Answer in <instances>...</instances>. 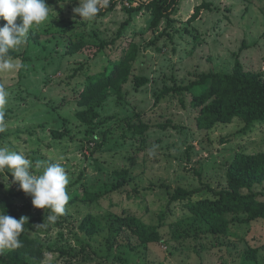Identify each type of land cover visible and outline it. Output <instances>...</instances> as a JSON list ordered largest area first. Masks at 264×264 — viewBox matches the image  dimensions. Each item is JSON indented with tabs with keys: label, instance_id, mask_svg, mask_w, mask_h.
<instances>
[{
	"label": "rangeland",
	"instance_id": "374dc122",
	"mask_svg": "<svg viewBox=\"0 0 264 264\" xmlns=\"http://www.w3.org/2000/svg\"><path fill=\"white\" fill-rule=\"evenodd\" d=\"M109 1L112 9L87 21L73 12L79 0H46L48 20L7 53L18 67L0 69L8 93L0 147L40 163L32 169L37 175L60 163L69 179L65 213L50 222L49 210L35 208L11 173L0 171V201L33 221L30 234L46 249L27 264H264L263 217L232 212L230 229L211 234L186 201L169 194L181 187L196 190L194 200L211 198L230 188L228 171L239 153L264 151V123L244 130L245 120L234 118L201 129L204 105L195 107L192 93L177 90L239 64L264 75V0H181L159 26L140 3ZM206 1L210 8L193 19ZM131 43L137 60L125 97L109 96L95 123L86 125L77 116L83 109L77 97L88 76ZM78 44L82 49L73 52ZM257 179L245 191L264 201V176ZM132 215L157 225L160 239L143 243L129 227Z\"/></svg>",
	"mask_w": 264,
	"mask_h": 264
},
{
	"label": "trees",
	"instance_id": "16d2710c",
	"mask_svg": "<svg viewBox=\"0 0 264 264\" xmlns=\"http://www.w3.org/2000/svg\"><path fill=\"white\" fill-rule=\"evenodd\" d=\"M138 2L142 7L149 8L153 15V24L159 26L165 19H170L181 0H127ZM115 1L108 2L105 9L110 10ZM209 2H202L195 8L193 19H197L203 8H210ZM103 12L100 10L99 14ZM0 22H5L0 20ZM82 44L73 46L77 52ZM137 60V44L126 46L122 54L105 66V68L88 76L84 88L80 91L77 102L83 107L77 113L78 118L88 126L95 123L98 117L97 108L105 103L109 96L115 95L123 99L124 85L129 81ZM146 79H137L144 85ZM177 90L188 91L194 95L193 105L203 106L197 117L201 129H210L219 122H228L234 118L245 120V129L252 125L264 123V75L254 71H246L241 64L232 73L208 72L188 86H178ZM5 118V116H4ZM3 118V119H4ZM60 137V131H53ZM127 171L121 173V184L128 182ZM123 175V176H122ZM258 176H264V151L256 154L239 153L228 171L230 188L214 191L211 198L194 200L196 190L177 188L169 190L172 201H186V207L199 216L209 227V233L220 235L230 229L229 213L246 211L252 219L264 218V201L251 188ZM258 180V179H257ZM120 184V185H121ZM5 214L16 219L23 217L12 209L10 202L0 201ZM132 231L143 243H152L160 239L157 225L147 224L140 217H128ZM34 229L33 221H25L24 231L18 239L21 246L8 251H0V264H27L29 257H43L46 249L39 239L30 234Z\"/></svg>",
	"mask_w": 264,
	"mask_h": 264
},
{
	"label": "clouds",
	"instance_id": "9594fccd",
	"mask_svg": "<svg viewBox=\"0 0 264 264\" xmlns=\"http://www.w3.org/2000/svg\"><path fill=\"white\" fill-rule=\"evenodd\" d=\"M108 0H79V6L73 12L83 20L96 18L101 8L106 7ZM46 0H0V20L6 23L0 27V69L13 70L18 67L7 53L25 41L30 29L45 23L50 14ZM19 18L20 23H17ZM7 91L0 86V109L7 103ZM4 112L0 110V132L5 130ZM39 169L40 163L32 162L18 152H10L0 147V171L7 169L13 177V183L29 195L32 205L37 209L49 210L48 221L55 222L65 213V206L70 197L67 192L69 179L65 168L60 163H49L41 174L32 171ZM27 217L16 219L8 214H0V249L21 246L18 239L24 231Z\"/></svg>",
	"mask_w": 264,
	"mask_h": 264
}]
</instances>
